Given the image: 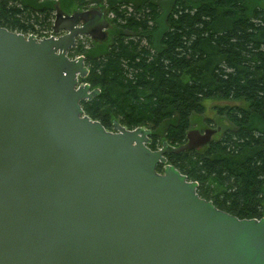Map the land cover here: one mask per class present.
<instances>
[{
    "label": "water",
    "instance_id": "water-1",
    "mask_svg": "<svg viewBox=\"0 0 264 264\" xmlns=\"http://www.w3.org/2000/svg\"><path fill=\"white\" fill-rule=\"evenodd\" d=\"M106 27L96 9L56 7L55 38L0 27V264H264V218L216 209L166 163L214 130L152 151L148 130L106 131L83 114L99 91L67 52Z\"/></svg>",
    "mask_w": 264,
    "mask_h": 264
},
{
    "label": "trees",
    "instance_id": "trees-1",
    "mask_svg": "<svg viewBox=\"0 0 264 264\" xmlns=\"http://www.w3.org/2000/svg\"><path fill=\"white\" fill-rule=\"evenodd\" d=\"M55 7L112 16L103 40L77 39L67 52L83 57L78 82L99 93L79 105L104 130L115 120L148 130L149 150L177 147L204 100L231 103L215 108L228 124L218 138L166 163L216 209L264 218V9L255 0H0V27L43 36Z\"/></svg>",
    "mask_w": 264,
    "mask_h": 264
},
{
    "label": "rangeland",
    "instance_id": "rangeland-1",
    "mask_svg": "<svg viewBox=\"0 0 264 264\" xmlns=\"http://www.w3.org/2000/svg\"><path fill=\"white\" fill-rule=\"evenodd\" d=\"M161 3L163 5H161ZM159 4L161 6L159 7L160 10L158 9V12L161 13L166 8V3H165V1H163V2H160ZM255 6L257 8L264 9V0H255ZM96 9H98L101 12H105L104 7H96ZM86 10H88V9H86ZM104 18L106 20L107 13H106V15H104ZM105 32H106V30H105ZM84 39L85 38L83 37L81 40H84ZM86 39H88V38H86ZM74 58H75V56L73 58H70V59H74ZM230 104L231 103H226V102L217 101V100H213V99L204 100L202 102L203 112L201 115L193 116L192 118H190V129L189 130L195 129V130L201 131L204 129H212L215 131V133L213 134V136L211 138L212 139L218 138L222 129L225 126H227L228 124L226 123V121L223 118L219 119V117L216 114L215 108L223 107L224 105H230ZM204 119L209 120V122H210L209 125H207L204 122Z\"/></svg>",
    "mask_w": 264,
    "mask_h": 264
},
{
    "label": "built area",
    "instance_id": "built-area-1",
    "mask_svg": "<svg viewBox=\"0 0 264 264\" xmlns=\"http://www.w3.org/2000/svg\"><path fill=\"white\" fill-rule=\"evenodd\" d=\"M112 16H111V14H108L107 15V18H111ZM59 34H57V35H54V34H52V32L50 31V32H48V33H46L45 35H43V36H35V35H32L35 39H36V41H38V40H40V39H42V38H48V37H53V38H55V37H57ZM83 37H80V38H77V39H82ZM76 39V40H77ZM77 57V56H76ZM75 57V58H76Z\"/></svg>",
    "mask_w": 264,
    "mask_h": 264
},
{
    "label": "flooded vegetation",
    "instance_id": "flooded-vegetation-1",
    "mask_svg": "<svg viewBox=\"0 0 264 264\" xmlns=\"http://www.w3.org/2000/svg\"><path fill=\"white\" fill-rule=\"evenodd\" d=\"M106 21V20H105ZM105 37V36H104ZM203 130H201L200 132H202ZM212 139V138H211Z\"/></svg>",
    "mask_w": 264,
    "mask_h": 264
}]
</instances>
